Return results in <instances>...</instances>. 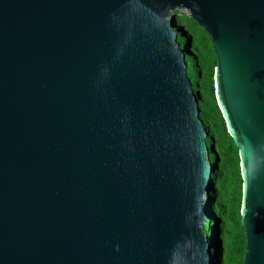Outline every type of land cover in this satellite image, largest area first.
<instances>
[{"label": "water", "instance_id": "1", "mask_svg": "<svg viewBox=\"0 0 264 264\" xmlns=\"http://www.w3.org/2000/svg\"><path fill=\"white\" fill-rule=\"evenodd\" d=\"M176 9L210 36L264 264V0H0V264H223Z\"/></svg>", "mask_w": 264, "mask_h": 264}, {"label": "trees", "instance_id": "2", "mask_svg": "<svg viewBox=\"0 0 264 264\" xmlns=\"http://www.w3.org/2000/svg\"><path fill=\"white\" fill-rule=\"evenodd\" d=\"M181 21L180 18H178ZM193 23L196 27H199L195 20ZM182 22V21H181ZM202 33L200 44L197 45L202 59V54L205 52V48L210 46L208 40L205 39L206 32L199 27ZM211 70L207 74L208 89V104L204 107V110L200 112V117L207 126L209 135L213 134L216 137L215 145L220 155L219 172H215L217 176L216 180V194L217 199L214 206V212L216 214V221H219L220 238L222 239V245L226 255L224 256L223 264H242V257L245 250V236L243 227L240 224V202H241V176L239 169V158L237 147L233 140L229 136L222 114L214 98L213 87L211 86ZM208 145H211V139H207ZM214 152L211 151L210 158L213 159ZM214 160H212V163ZM225 182L224 193L219 190V182ZM223 182V183H224ZM222 183V182H221ZM220 219V220H218ZM228 229L225 231L227 238L224 239L223 230L225 226ZM210 227L208 228V233ZM207 233V234H208Z\"/></svg>", "mask_w": 264, "mask_h": 264}, {"label": "flooded vegetation", "instance_id": "3", "mask_svg": "<svg viewBox=\"0 0 264 264\" xmlns=\"http://www.w3.org/2000/svg\"><path fill=\"white\" fill-rule=\"evenodd\" d=\"M180 17H175L176 19V25L175 30L177 32V41L180 44V47L184 48L185 57H186V69H187V76L190 80V83L192 85L193 91L197 96L198 100V107H199V116L200 112L204 110V107H206V104H208V83H207V74L210 72V65L212 66L211 70V86L213 87V93H214V79H213V67L216 64V55L213 51L210 36L206 34L205 39L209 41L210 46L205 48V52L208 56V59H205L206 56L203 52L202 59L200 57V52L197 47L196 38L194 34L190 32L188 28L184 24H182L181 21L178 20ZM197 44V45H196ZM215 98V95H214ZM201 118V117H200ZM202 119V118H201ZM203 121V120H202ZM204 123V122H203ZM207 131V136L205 138L206 144L209 149V155L208 160L212 162V160H216V158H219L220 161V155L218 153L217 147L215 145L216 137L211 134L209 135V132L207 130V126L204 123ZM207 139H211V145H208ZM213 144V145H212ZM211 151L214 152L213 159L210 158ZM219 172V167L216 173Z\"/></svg>", "mask_w": 264, "mask_h": 264}, {"label": "rangeland", "instance_id": "4", "mask_svg": "<svg viewBox=\"0 0 264 264\" xmlns=\"http://www.w3.org/2000/svg\"><path fill=\"white\" fill-rule=\"evenodd\" d=\"M175 14L177 17H180L181 21H182V24H184L186 26V28H188L190 30V32L192 34H194L195 38H196V43L199 45L200 44V41H201V36H202V33H201V30L199 29V27H196L192 21V18H190L188 16V12L185 10V9H176L175 11ZM206 58L205 59H208V56L206 54V52H204ZM222 182V183H221ZM219 182L220 185L219 186V190L220 192H223L224 193V190H225V182L224 180ZM224 182V183H223ZM228 229V226L226 225L224 230H223V233H224V239L225 237L227 238V235H225V231ZM226 255V250L224 251V256ZM225 258L223 257V260ZM226 264V263H224Z\"/></svg>", "mask_w": 264, "mask_h": 264}]
</instances>
